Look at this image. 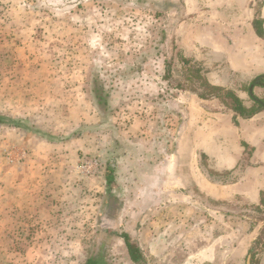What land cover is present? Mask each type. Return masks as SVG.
I'll return each mask as SVG.
<instances>
[{
  "label": "crops",
  "instance_id": "obj_1",
  "mask_svg": "<svg viewBox=\"0 0 264 264\" xmlns=\"http://www.w3.org/2000/svg\"><path fill=\"white\" fill-rule=\"evenodd\" d=\"M147 9L170 25L164 106L148 82L137 100L127 101L120 88L111 91L121 94L118 105L109 95L105 107L86 100L84 124H69L85 131L79 136L60 142L24 130V207L53 206L54 198L44 199L56 196L48 186L87 155L103 160L85 171L87 191L101 200L102 257L135 264L128 237L139 264H264V88L255 83L264 75V0H164ZM186 63L198 64L208 84L232 91L244 107L256 98L263 109L242 118L220 99L200 98L197 86L183 84L186 75L174 87L173 66L186 73ZM107 106L113 114L105 122ZM172 115L175 128L165 122Z\"/></svg>",
  "mask_w": 264,
  "mask_h": 264
},
{
  "label": "rangeland",
  "instance_id": "obj_2",
  "mask_svg": "<svg viewBox=\"0 0 264 264\" xmlns=\"http://www.w3.org/2000/svg\"><path fill=\"white\" fill-rule=\"evenodd\" d=\"M155 3L164 0H0V116L21 123L0 125V264H86L101 255V200L87 191L85 171L94 163L100 169L103 160L80 155L77 170L48 186L56 196L44 199L54 198L53 206L24 207V130L60 142L79 136L85 131L69 124H84L78 121L86 100L96 104L95 96L109 95L118 105L121 94L111 95L118 88L128 91L127 101L137 100L148 82L164 106L170 25L147 9ZM181 67L173 66L174 87L186 75ZM108 110L102 121L112 116ZM173 115L165 122L175 128ZM12 145L16 154H8ZM104 257L99 264H131L125 256Z\"/></svg>",
  "mask_w": 264,
  "mask_h": 264
},
{
  "label": "trees",
  "instance_id": "obj_3",
  "mask_svg": "<svg viewBox=\"0 0 264 264\" xmlns=\"http://www.w3.org/2000/svg\"><path fill=\"white\" fill-rule=\"evenodd\" d=\"M165 64H166V70L164 71L165 72V78L169 79L168 67L170 64L169 63H165ZM185 67H186L185 68L186 79L184 80V83H187L188 86H192V85L197 86V88L200 90V92L197 93V95L200 98H202V99H205V98L220 99L229 108H231L232 111L237 113L242 118H249V117L253 116L254 114H256L258 111H260L261 109H263L262 102L256 98H253L254 105L250 108H246L242 105V102L234 95V93L232 91L224 90V89L214 87V86H211L210 84H208L204 80V78L202 77V75H201L202 68L198 64L186 63ZM255 81H256L255 82L256 85L264 88V75L258 77ZM178 87H182V85L180 83H178ZM190 90L192 92H197V89L190 88ZM95 97L98 101V104L99 105L102 104L105 107L106 104H105L104 98L106 96L105 95H103V96L97 95ZM20 124H21L20 122H16V121H13L11 119L0 116V125L10 126V127H21ZM38 134H41V132H38ZM125 242H126V247L128 249L129 257H130L131 261L134 262L135 264H139V262L141 261V258L138 254V250L135 247L134 243L128 237H125ZM102 260H103V257L102 256L97 257V255L95 253L93 256L90 257V259L87 260L86 264H99V262H101Z\"/></svg>",
  "mask_w": 264,
  "mask_h": 264
}]
</instances>
